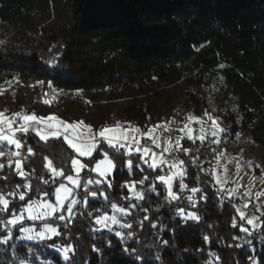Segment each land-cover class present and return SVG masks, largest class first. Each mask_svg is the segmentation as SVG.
Masks as SVG:
<instances>
[{"label":"trees","instance_id":"16d2710c","mask_svg":"<svg viewBox=\"0 0 264 264\" xmlns=\"http://www.w3.org/2000/svg\"><path fill=\"white\" fill-rule=\"evenodd\" d=\"M0 42V112L5 115L54 114L68 122L83 121L93 131L117 122L142 130L181 126L189 117H204L206 88L219 76L223 102L234 107L220 104L222 125L264 146V0H0ZM53 59L56 67L50 66ZM18 138L24 147L16 158L23 161L26 176L9 166L7 154L0 157V192L17 193L7 196L17 212L28 197L53 198L43 195L57 185L44 167L45 157L68 169L74 156L61 138L43 142L32 131ZM199 143L183 140L181 146ZM0 150L14 151L6 144ZM120 159L142 164L135 154ZM142 168L130 173L120 164L108 178L114 187L80 190V203L70 217L50 221L59 232L50 240L23 241L19 226L0 224V240L8 237L0 243V264H264V245L252 242L257 230L236 216L235 201L219 199L212 176L202 174V167L184 162L187 187L182 191L180 178L174 180L179 198L172 203L165 200V186L154 179L163 173L147 164ZM143 176L149 179L135 190L157 191L138 203L125 200L132 196L128 183ZM193 187L199 189L195 194ZM88 189L95 195H85ZM21 192L25 201L18 199ZM112 203H131L118 221L132 228L117 224L110 232L93 222L99 215H112ZM180 209L201 219L185 222L177 215ZM7 218L0 213V219ZM233 220L248 232L233 227ZM69 246L64 259L56 250Z\"/></svg>","mask_w":264,"mask_h":264},{"label":"snow or ice","instance_id":"6c2138e0","mask_svg":"<svg viewBox=\"0 0 264 264\" xmlns=\"http://www.w3.org/2000/svg\"><path fill=\"white\" fill-rule=\"evenodd\" d=\"M2 43V42H0ZM51 67H56V61L53 59L50 62ZM220 67H223L221 65ZM15 79V78H14ZM38 84L43 86L45 81H38ZM49 88H52V85H48ZM45 96L48 93L44 94ZM43 103L50 106V102L48 100H43ZM189 120H195V117H189ZM13 124L17 126L13 128ZM6 125V129L4 127ZM212 126L214 129L217 128L216 120L213 119ZM77 129H80L77 132ZM86 129V132H85ZM188 129L187 138L189 140H193V136L191 134V129L189 128V124L185 123L184 127L180 129V131H184ZM30 130L34 131L35 137L39 138V141L48 142L51 138H59L63 137L64 143L68 145L75 152V156L71 157L70 164L71 168L61 169L54 166L52 161H49L47 157L45 160L48 161L44 167L50 170L52 175V183L58 184L55 187L54 192L52 191H44L43 195L46 197H51L54 195L55 202L49 203L48 201H41L39 199H32L28 197V202L23 206L19 212L15 211V206L10 207V201L7 199L8 195L15 196L17 193L15 191L4 193L0 192V213L9 214L10 218L0 219V224H5L6 226L17 227L19 226V232L24 235L20 237L22 240L27 241H47L50 240L53 236L59 235L57 228L50 222L57 213L61 211V209L67 211L69 214L73 211L74 207L77 206L80 201H78L73 193L76 187L88 188L89 185H95L97 188L102 185H107L108 188L114 187L113 183L107 179L110 175H112L113 170L120 164H126L127 169L131 173L133 167L142 168V164H147L148 168L152 171H155L159 165H167L169 169L168 172L164 174H157L154 179L161 182L165 186V191L167 195L165 196V200L168 203H172L179 197L173 192V181L179 177L180 178V189L183 191L186 189V185L183 183V178L185 176V171L183 169L184 161L177 160L175 156H173V152H183L185 155L190 153V149L181 146L180 140L175 142L174 146L164 147L162 152L167 153L168 156L164 157L163 155L158 156L155 152H153L152 148L147 144H141L140 137L135 135L136 133H140V129L138 127H129L124 128L119 122L113 127H103L99 131L93 132V129L90 125H85L83 121L68 123L64 120L60 119L54 114H50L47 117L37 116L35 113L21 115V113H15L9 118H5V114L0 112V143H5L7 146H14L17 151H8L7 153L4 150H0V157H3L7 154L9 158V166L14 164V171L20 177H25L26 173L24 171L23 161L19 158L13 160V157H20V152L18 151L22 147H24L22 139L18 138L16 133H23L27 135ZM223 131V129H220ZM152 129L150 128L148 132L140 133L141 136L147 138L154 144L156 147H160V144L150 135ZM212 135L217 136V131H213ZM201 143L204 142L205 136L200 135L196 137ZM86 140V142H85ZM216 143V140L212 141ZM27 152L29 155L33 154V149L31 147L27 148ZM95 153V155H94ZM133 154H139V160L142 162L133 165L131 160L128 159H120L122 157L130 158ZM150 156L151 163L145 159V157ZM80 157L90 158L85 162H81ZM251 163V162H249ZM4 165L0 164V169H3ZM87 169L88 174L95 173V178H89L87 180L78 179L82 170ZM76 173V177L74 178L71 175V172ZM161 171H163L161 169ZM213 178L216 180L217 184L227 183V181H221L216 177L213 172ZM43 183H49L48 179L44 176L40 177ZM63 179H66L72 187H67L63 183ZM149 179V176H143L138 181H131L128 183V188L130 192H132V196L124 197L125 200L135 199L138 203L143 201L145 196L149 192L157 191V188L152 187L147 189L144 193L141 191L135 190V186L137 184L143 185L146 180ZM125 185H121L124 187ZM23 187L28 189L31 187L30 184H24ZM40 189H37V196L39 197ZM191 193L195 194L199 191V189L193 187L190 189ZM219 192H228L229 197H231L232 192L228 191L226 188H219ZM234 191V190H233ZM85 195H95L92 189H88ZM101 196H105L104 192H100ZM260 194L258 193L257 196ZM71 198V199H70ZM19 201H25L26 197L23 192L18 195ZM105 199L107 197L105 196ZM201 200L205 199V197L201 196ZM188 200L192 207H196V203L193 199V196H188ZM132 207L131 203L126 204L124 207H118L116 203L111 204V209L114 212H120L121 214H127L126 208ZM245 208L248 207L247 204L244 205ZM260 209H257L259 211ZM238 214L242 221H246L248 225H253L255 217L247 218L244 212L239 210ZM26 214V216H25ZM91 215V213H89ZM181 217V219L185 222L191 220L198 222L201 217L193 212L185 213L183 209H180L177 213ZM27 219L28 221H41L42 227L33 228V227H24V221ZM58 219L64 220L65 217L63 215H59ZM145 220L148 219L147 216L144 217ZM96 225H102L108 231H112L110 225H117L119 227L130 229L132 225L129 223H120L116 216H109L107 213L99 215L95 217L93 221ZM233 227H239L241 232H248L246 227L242 225H238L235 220L232 222ZM155 227V225H153ZM11 231V228L8 229ZM115 235L117 237H121V232L116 231ZM129 236L132 235L131 232L128 233ZM251 235V233H249ZM8 237L4 240H0V243H5ZM207 237H205V241H207ZM165 244L167 241L164 242ZM240 245H236L239 247ZM71 250V246L64 249V258L68 259L67 252ZM95 250V249H94ZM127 251V249H125Z\"/></svg>","mask_w":264,"mask_h":264},{"label":"rangeland","instance_id":"374dc122","mask_svg":"<svg viewBox=\"0 0 264 264\" xmlns=\"http://www.w3.org/2000/svg\"><path fill=\"white\" fill-rule=\"evenodd\" d=\"M221 85H222V79L219 78V76H217L214 78L211 85L206 88L204 117L200 119L195 117L196 118L195 120H189V119L187 120L186 123L189 124V128L191 129V134L193 136V140H189L187 138L188 129H185L183 132L180 131V129L184 127V124L181 126L170 124V125H166L162 127H158V126L150 127L152 129V132L150 133V135L157 141V143L160 144V147H156L154 144H152L150 140L140 135V133L148 132L150 128H148L147 130H142L139 128L140 133H136L135 135L140 137L141 144H145V141L151 142L152 146L154 147L153 152H155L158 156H160L161 153H163L162 150L164 147L174 146L177 140H180L181 145H182L183 140L191 141V142L199 141L198 139H196V137H199L200 135H204L205 139L207 138L215 139L220 144L221 151L217 155L216 163L213 166V172L215 173L216 177L219 178L222 182L227 181V183L217 184L216 180L213 178V173H212L213 183L219 188L223 187V188L228 189V191L232 193L235 192L236 201L234 202V209H235L236 216L241 220L238 214V211H237L239 210L241 212H244L247 218L255 217L256 219L254 220L253 225H248L246 221H243L250 228L251 231H255V230H258L260 227L259 214H261L264 210V146H261L260 144L255 143L254 141L246 138V136H244L240 132L232 134L228 132L229 130H227L222 125L221 119L217 117L218 107L222 103L225 104L226 108L229 107L232 110H234V107L231 105L230 102H227V101L223 102V95L221 93ZM54 96H55V93L50 94V97L52 99L54 98ZM224 104L222 105L224 106ZM19 113H21V115L31 114L25 111H22ZM11 116L12 115H5V118H9ZM213 119L216 120V124H217L216 129H214L212 126ZM65 122H68V121H65ZM68 123H72V122H68ZM16 126H17L16 124H13V128H15ZM4 127L6 129L7 126L4 125ZM129 127L135 128L136 126H127L124 128H129ZM220 129H223V131H220ZM79 131L80 129H77V132ZM213 131H217V136L214 137L212 135ZM85 132H86V129H85ZM93 132H96V131H93ZM224 133H225V136H224ZM18 134L19 133H16L17 137H18ZM59 138L63 140L62 136ZM50 139H57V138L50 137ZM4 144L5 143H0V149ZM9 147H12L14 151H17L14 148V146H9ZM21 149H19L18 151L20 152ZM72 152L74 153V156H75L76 155L75 152L73 150ZM135 155L139 156V154H135ZM79 159L81 160V162H85L86 160L90 158L80 157ZM145 159L148 160L149 163H151L150 156L145 157ZM161 169L163 171H161ZM156 170L161 171L163 174L169 171L166 164L159 165V167ZM84 172H87V169H84L81 171L78 179H83L82 175ZM70 174L73 175L74 178L76 177V173L74 171L71 172ZM91 174L93 176L87 177L85 180L96 177L95 173H91ZM109 177H107V179ZM63 183L67 187H70V188L72 187V185L66 179H63ZM57 186L58 184L55 187ZM88 187H95V185H89ZM85 189L86 188H83V187H76L73 193L74 197L78 199V194L80 190L83 191ZM258 193L260 194L259 196H257ZM39 200L41 201L46 200L49 203H54L55 197L53 195L52 199L40 198ZM245 204L248 205L247 208L244 207ZM257 209H260V210L257 211ZM59 215H63L65 218H69L71 214L61 209V211L57 213L54 218H58ZM120 215H122L120 212H114L112 215H109V216H116L118 220ZM98 226L100 229H106L102 225H98ZM114 226L116 225H110L111 228ZM24 227L40 228L42 227V222L41 221H28L27 219H25ZM23 235L24 234L20 232V237H22ZM54 237L55 236H53L52 238ZM23 241H27V240H23ZM27 242H40V241L34 240V241H27ZM56 251L60 252L62 257L64 258V255H65L64 251H60V249L59 250L57 249Z\"/></svg>","mask_w":264,"mask_h":264},{"label":"built area","instance_id":"2783aa9c","mask_svg":"<svg viewBox=\"0 0 264 264\" xmlns=\"http://www.w3.org/2000/svg\"><path fill=\"white\" fill-rule=\"evenodd\" d=\"M146 119H149V115H146ZM145 144L151 147L152 150L154 149L151 142L145 141ZM186 148L191 150L188 155H185L183 152H173L172 155L175 156L177 160H182L184 162L192 163L202 167V174L206 176H212L213 166L216 163L217 155L221 151L220 145L218 143H213L212 141L206 140L203 143L195 144ZM161 155L164 157L168 156L167 153H161ZM213 189L220 200L229 199L230 201H236L235 192H233L231 197H229L227 192H219L218 186L214 185ZM259 219L260 227L252 235V242H254L258 247L264 245V210L261 214H259Z\"/></svg>","mask_w":264,"mask_h":264}]
</instances>
